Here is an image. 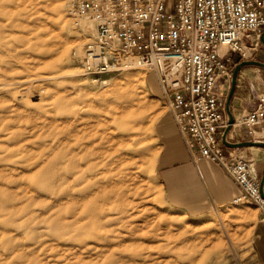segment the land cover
<instances>
[{
    "label": "rangeland",
    "instance_id": "rangeland-1",
    "mask_svg": "<svg viewBox=\"0 0 264 264\" xmlns=\"http://www.w3.org/2000/svg\"><path fill=\"white\" fill-rule=\"evenodd\" d=\"M87 33L68 0H0V264H236L251 256L260 209L233 202L193 215L169 202L156 164L175 121L158 78L146 67L83 74L76 49ZM129 110L143 117L113 121ZM99 117L118 142L124 135L115 146L126 156L112 171V220L102 227L71 215V194L85 187L72 181L74 134ZM61 118L68 121L62 207Z\"/></svg>",
    "mask_w": 264,
    "mask_h": 264
},
{
    "label": "built area",
    "instance_id": "built-area-1",
    "mask_svg": "<svg viewBox=\"0 0 264 264\" xmlns=\"http://www.w3.org/2000/svg\"><path fill=\"white\" fill-rule=\"evenodd\" d=\"M168 3L68 0L74 24L88 32L82 72L100 79L134 67L154 71L191 153L223 167L241 189L234 202L254 203L264 220L256 161L229 156L223 141L234 69L264 45V0H174L175 10ZM257 90L256 106L234 125L264 140V87Z\"/></svg>",
    "mask_w": 264,
    "mask_h": 264
},
{
    "label": "crops",
    "instance_id": "crops-1",
    "mask_svg": "<svg viewBox=\"0 0 264 264\" xmlns=\"http://www.w3.org/2000/svg\"><path fill=\"white\" fill-rule=\"evenodd\" d=\"M257 59L264 61V45ZM264 87V67L246 65L239 72L238 83L231 101L235 116L256 106L258 88ZM174 117V116H173ZM164 131V144L157 158V173L164 186L169 202L193 215L204 214L212 207L233 203L241 193L239 185L216 162L197 157L189 150L183 134L174 118ZM259 135H261L258 132ZM234 141L251 140L254 136L239 121L230 131ZM246 148V149H244ZM232 157L256 158L258 171L264 173V146L226 147ZM261 175V174H260ZM261 175V177H262ZM236 264H264V221L259 219L253 226L252 254Z\"/></svg>",
    "mask_w": 264,
    "mask_h": 264
},
{
    "label": "bare ground",
    "instance_id": "bare-ground-1",
    "mask_svg": "<svg viewBox=\"0 0 264 264\" xmlns=\"http://www.w3.org/2000/svg\"><path fill=\"white\" fill-rule=\"evenodd\" d=\"M79 48L76 49V53L81 52V48ZM105 82H107V80H105ZM113 92L115 91L113 90ZM125 107L127 108V105H125ZM140 117H143V115L135 114L134 111L129 110L127 113L125 112L123 116H117L114 114L113 121H117L118 118H123V120L127 118H134L135 120H138ZM109 121L110 120L106 117H99L93 122H89L87 125L77 128V131H75L74 135L77 141L75 148L72 149L73 151L70 157V162H73L76 167L72 175V181L76 184L85 182V187L84 189L71 194L72 203L77 205L74 211H72L73 214H71L72 222L79 223L84 216L89 215V217L99 220L101 223L99 226L102 227L106 226L108 222L112 220L110 217L112 207L107 206V204L111 202L112 198V194L109 192L110 188L108 187L111 183L116 182L113 180L116 178L112 171L117 169L119 162H121L122 159L124 160L126 156L123 154V150L121 151L122 153H119V145L115 146V143L119 144L120 142L122 144L125 139L124 135L120 134L121 138L118 142L117 136L119 135H116L113 130H110L111 122ZM67 122V119L61 118L57 141L59 147L57 156L59 164L58 179L59 186L61 187L57 199L61 207L65 204L63 202V184L67 179ZM71 123L73 124L74 121H71ZM259 133L263 135V133ZM118 154L120 158H115ZM122 168L123 167H121V169ZM93 225V228L97 227L96 224Z\"/></svg>",
    "mask_w": 264,
    "mask_h": 264
},
{
    "label": "water",
    "instance_id": "water-1",
    "mask_svg": "<svg viewBox=\"0 0 264 264\" xmlns=\"http://www.w3.org/2000/svg\"><path fill=\"white\" fill-rule=\"evenodd\" d=\"M262 42L264 44V33L262 34ZM246 65H259V66L264 67V61H261L259 59L242 60L236 65L234 69L233 78H232V86H231V90L228 96V103H227V112L229 115V122L223 134V141L226 144V146L233 147V148H239V147H245V146H264V140L262 139H251V140H242V141H234L232 139H229V133L233 129L234 124L236 122L235 115L231 108V101H232V98H233V95L235 93L236 86L238 83L239 72ZM261 191L264 195V173L261 178Z\"/></svg>",
    "mask_w": 264,
    "mask_h": 264
}]
</instances>
